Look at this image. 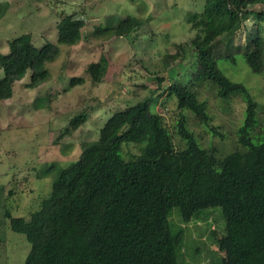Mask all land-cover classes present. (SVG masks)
<instances>
[{
  "label": "trees",
  "instance_id": "obj_1",
  "mask_svg": "<svg viewBox=\"0 0 264 264\" xmlns=\"http://www.w3.org/2000/svg\"><path fill=\"white\" fill-rule=\"evenodd\" d=\"M260 3L261 9L251 8ZM7 6V1L0 2V18ZM253 18L264 21V0H203L200 11H188L185 21L194 32L186 49L194 63L188 81L167 88L177 108L204 121L209 118L206 100L193 86L212 83L224 104L239 96L245 107L235 148L221 153L214 146L203 147L181 115L177 133L184 145L176 149L161 116L150 109L156 101L151 96L112 113L75 161L48 164L42 170L51 184L37 209L28 217L8 216L10 229L23 234L30 245L24 264H187L182 259L183 237L176 236L169 218L176 208L185 222L207 223L208 202L218 203L228 249L227 261L215 254L208 263L264 264V134L259 135L264 128L253 133L257 101L242 82L231 80L218 67V61L235 63L240 56L252 72L264 69V35L258 33V23L254 36L246 32L235 43ZM142 23L127 14L110 30L129 37ZM82 25V19L62 17L57 42L75 44ZM58 52L56 44L35 46L29 33L10 39L7 52H0V100L11 97L15 82L26 74L28 87L43 82L49 75L46 64ZM95 67L89 65L92 81L99 80ZM84 121L81 112L69 126L76 129ZM130 144L137 150L126 155L124 148ZM186 247L191 262L199 253Z\"/></svg>",
  "mask_w": 264,
  "mask_h": 264
},
{
  "label": "rangeland",
  "instance_id": "obj_2",
  "mask_svg": "<svg viewBox=\"0 0 264 264\" xmlns=\"http://www.w3.org/2000/svg\"><path fill=\"white\" fill-rule=\"evenodd\" d=\"M2 1L8 6L0 18V52H7L8 41L22 33H29L35 46L56 44L59 52L46 64L49 75L43 82L28 87L26 74L15 82L12 96L0 100V264H24L30 245L23 234L10 229L8 216L28 217L38 208L51 184L42 170L48 164L63 166L75 161L112 113L138 99L156 98L150 109L161 116L176 149L184 145L177 133L181 115L203 147L214 146L221 153L235 148L245 107L239 96L224 104L212 83L193 86L206 100L209 118L204 121L200 115L177 108L174 96L167 94L169 84L188 81L194 59L186 43L194 31L185 20L188 11L202 9L203 0ZM251 8L259 10L262 4ZM127 14L140 17L141 26L129 37L112 34L111 27ZM66 15L83 20L80 39L71 45L57 42V23ZM257 23L258 33L264 35V21L253 18L235 43L246 32L254 36ZM92 63L97 64L92 68L99 75L97 81L91 79ZM218 67L231 80L242 82L257 101L258 124L253 131L257 133L264 128V69L252 72L240 56L235 63L220 60ZM71 78H82V82L71 84ZM81 112L85 121L71 129L70 120ZM263 134L264 129L259 135ZM136 150L133 144L124 148L125 153ZM204 206L209 210L207 223L185 222L176 208L169 218L176 236L183 237L182 259L187 264H210L215 254L228 259L218 203ZM186 246L199 253L191 262Z\"/></svg>",
  "mask_w": 264,
  "mask_h": 264
}]
</instances>
